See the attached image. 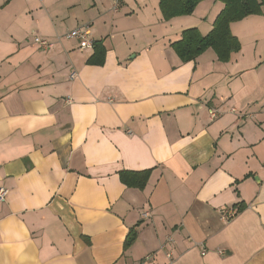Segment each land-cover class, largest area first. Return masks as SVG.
<instances>
[{"label":"crops","instance_id":"0c3cea01","mask_svg":"<svg viewBox=\"0 0 264 264\" xmlns=\"http://www.w3.org/2000/svg\"><path fill=\"white\" fill-rule=\"evenodd\" d=\"M212 2L165 21L159 0H0V264H264V6L228 62H182ZM84 26L100 66L64 38Z\"/></svg>","mask_w":264,"mask_h":264},{"label":"trees","instance_id":"16d2710c","mask_svg":"<svg viewBox=\"0 0 264 264\" xmlns=\"http://www.w3.org/2000/svg\"><path fill=\"white\" fill-rule=\"evenodd\" d=\"M204 0H159L162 18L168 21L174 17L190 15L197 4ZM224 5L216 17L210 32L201 35L196 28L181 32L180 39L171 44V48L182 62H189L203 52L211 49L219 62L226 63L233 53L240 50L238 39L230 32V24L253 15H261L264 0H212ZM93 54L87 59V65H102L105 50L101 42H94ZM148 171L119 173L120 181L127 187L142 189L148 179ZM238 208V207H237ZM135 236L131 231L127 240L129 245Z\"/></svg>","mask_w":264,"mask_h":264},{"label":"built area","instance_id":"2783aa9c","mask_svg":"<svg viewBox=\"0 0 264 264\" xmlns=\"http://www.w3.org/2000/svg\"><path fill=\"white\" fill-rule=\"evenodd\" d=\"M64 38L77 40L80 49H91L93 46V42L88 37V26H84V28H75L69 31L68 33H66L64 35ZM33 41L38 46L39 49L44 50V51L49 50L53 47V44L51 42L42 40L38 37H35ZM74 75H75L74 73L70 75L71 79L74 77ZM209 114L212 119L217 118L219 115L217 112L211 111V110L209 111ZM6 195H7V190L1 187L0 188V202L4 201ZM233 215H234L233 213L229 214V212H225L223 214V218H225V220H230V218H232ZM141 216L142 218L147 219L149 217V214L145 212ZM169 241L171 240L169 239ZM167 257L171 258V254H167Z\"/></svg>","mask_w":264,"mask_h":264},{"label":"rangeland","instance_id":"374dc122","mask_svg":"<svg viewBox=\"0 0 264 264\" xmlns=\"http://www.w3.org/2000/svg\"><path fill=\"white\" fill-rule=\"evenodd\" d=\"M148 1H151V0H148ZM204 1H206V0H204ZM201 2H203V1H201ZM201 2H199V3L197 4V6L200 5ZM213 2L215 3L216 1H213ZM213 2H212V3H213ZM197 6L195 7V9L197 8ZM202 8L205 9V10L207 11L208 6H207V7H202ZM195 9L193 10V12H192L190 15H192V14L194 13ZM208 12H209V10H208ZM201 15H203V14H201V9H199V10L197 11V13L194 15V17H195V18H199V17H201ZM203 16H204V17H207V14H204ZM188 27H192V26H188ZM68 32H69V31H68ZM68 32H67V33H68ZM65 34H66V33H65ZM138 44H139V43H138Z\"/></svg>","mask_w":264,"mask_h":264}]
</instances>
